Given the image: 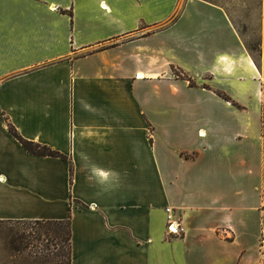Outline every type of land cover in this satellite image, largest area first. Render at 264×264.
I'll return each mask as SVG.
<instances>
[{"label": "crops", "instance_id": "0c3cea01", "mask_svg": "<svg viewBox=\"0 0 264 264\" xmlns=\"http://www.w3.org/2000/svg\"><path fill=\"white\" fill-rule=\"evenodd\" d=\"M68 219L71 264H264V72L223 6L0 0V220Z\"/></svg>", "mask_w": 264, "mask_h": 264}, {"label": "rangeland", "instance_id": "374dc122", "mask_svg": "<svg viewBox=\"0 0 264 264\" xmlns=\"http://www.w3.org/2000/svg\"><path fill=\"white\" fill-rule=\"evenodd\" d=\"M223 6L238 28L250 55L264 72V0H211ZM68 225L36 222L0 223V264H68ZM26 231L32 244L22 252L12 251L7 240Z\"/></svg>", "mask_w": 264, "mask_h": 264}, {"label": "trees", "instance_id": "16d2710c", "mask_svg": "<svg viewBox=\"0 0 264 264\" xmlns=\"http://www.w3.org/2000/svg\"><path fill=\"white\" fill-rule=\"evenodd\" d=\"M207 1L213 2L211 0H207ZM213 3H215V2H213ZM184 5H185V1L182 3V6H181L180 10L178 11V13L174 16V18H173L174 20H176L179 17V15L181 14V12L184 8ZM254 60L256 61L255 58H254ZM256 63L259 67H261L257 61H256ZM173 71H174V74L176 75V77L187 79L190 81L191 86H197V83L193 80V78L189 74H187L182 68H177L174 66ZM205 87H207V86H205ZM218 94L225 99L232 100L230 96H228L226 93H224L222 91H218ZM9 131L14 137H16L20 141V143L24 146V148L26 150H28L30 153H32L34 155L60 157L62 159H68L67 155L63 154L62 152H60L56 149H53L49 145L42 144L40 142L25 138L20 133L18 128L14 124H12L11 122H9ZM150 131L153 132L152 127L150 128ZM71 174L73 175V166L72 165H71ZM22 222H24V223L25 222H36V223H47V224H51V223L63 224L65 222V223H67L68 228H69V230H68V241H69V243L71 241V225H70L71 222H70V219L65 220V221L0 220V223H22ZM25 233H27V232L23 231L22 233H20L19 231H17L16 233H13L12 236L9 237V239L7 240V245H8L10 250L22 252L24 249H28L31 246L33 237L32 236H26ZM68 264H71V249H70V256H69Z\"/></svg>", "mask_w": 264, "mask_h": 264}, {"label": "built area", "instance_id": "2783aa9c", "mask_svg": "<svg viewBox=\"0 0 264 264\" xmlns=\"http://www.w3.org/2000/svg\"><path fill=\"white\" fill-rule=\"evenodd\" d=\"M167 233L173 237H181L185 233L182 218L177 215L176 209L167 207Z\"/></svg>", "mask_w": 264, "mask_h": 264}]
</instances>
